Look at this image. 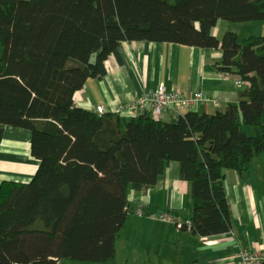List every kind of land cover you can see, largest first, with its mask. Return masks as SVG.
<instances>
[{
  "label": "trees",
  "instance_id": "trees-1",
  "mask_svg": "<svg viewBox=\"0 0 264 264\" xmlns=\"http://www.w3.org/2000/svg\"><path fill=\"white\" fill-rule=\"evenodd\" d=\"M220 20H264V0H0V124L30 130L40 162L30 182L0 185V264L110 262L129 189L154 187L172 161L191 185L182 230H232L222 171L244 174L264 151V36L218 38ZM126 41L221 49L219 70L249 87L224 111L170 122L77 106Z\"/></svg>",
  "mask_w": 264,
  "mask_h": 264
},
{
  "label": "crops",
  "instance_id": "crops-1",
  "mask_svg": "<svg viewBox=\"0 0 264 264\" xmlns=\"http://www.w3.org/2000/svg\"><path fill=\"white\" fill-rule=\"evenodd\" d=\"M229 28V29H228ZM229 26L218 22L213 33L222 38ZM221 49H206L170 42H123L119 57L105 61L106 74L89 78L75 94V104L95 112L98 105L108 111L120 104L140 99L147 90L164 83L169 90L190 94L203 92L210 101L191 110L200 113L224 111L236 104L248 89L230 73L224 78L219 70ZM219 106H215L214 102ZM176 112L168 111L163 121H174ZM245 131L253 129L246 128ZM249 133V134H253ZM31 131L0 124V185L4 181L28 183L39 167L31 155ZM223 184L231 208L233 227L228 233L201 237L174 223L151 218L169 213L182 219L190 214V188L181 179L179 162L172 161L146 192L129 189L130 212L116 242L113 260L102 264H234L241 249L264 248V151L255 155L252 166L240 174L223 169ZM59 264V263H58Z\"/></svg>",
  "mask_w": 264,
  "mask_h": 264
},
{
  "label": "built area",
  "instance_id": "built-area-1",
  "mask_svg": "<svg viewBox=\"0 0 264 264\" xmlns=\"http://www.w3.org/2000/svg\"><path fill=\"white\" fill-rule=\"evenodd\" d=\"M224 78H230V73L221 72ZM243 81L239 77L235 80V85L240 87ZM210 97L203 92H193L190 94H183L182 92L169 90L164 83H160L156 88L149 89L138 100L120 104L115 108H111L108 111L104 105H98L95 108V112L103 114L105 112H112L115 114H121L123 116H138L143 112H148L155 120H163L164 115L172 110L179 116L191 110L198 104L210 101ZM215 106H219L218 102H214ZM151 218L159 219L165 222L174 223L177 228L182 229V226L191 225L190 220L182 219L178 216L165 213L162 215H152ZM234 264H264V248L261 249H241L238 252L237 260Z\"/></svg>",
  "mask_w": 264,
  "mask_h": 264
},
{
  "label": "rangeland",
  "instance_id": "rangeland-1",
  "mask_svg": "<svg viewBox=\"0 0 264 264\" xmlns=\"http://www.w3.org/2000/svg\"><path fill=\"white\" fill-rule=\"evenodd\" d=\"M220 27L223 28L225 26H229L231 29H237L239 33V39L243 40L249 36H264V20H258L253 22L239 23L232 22L227 20L219 21ZM229 29V28H228ZM3 54V48L0 47V58ZM187 95V94H185ZM248 128V126L246 127ZM253 133V129H247ZM108 263V262H107ZM59 264H102L100 262H88V261H78V260H69L63 259Z\"/></svg>",
  "mask_w": 264,
  "mask_h": 264
}]
</instances>
